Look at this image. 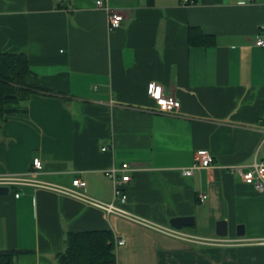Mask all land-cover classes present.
I'll return each mask as SVG.
<instances>
[{
    "label": "crops",
    "instance_id": "0c3cea01",
    "mask_svg": "<svg viewBox=\"0 0 264 264\" xmlns=\"http://www.w3.org/2000/svg\"><path fill=\"white\" fill-rule=\"evenodd\" d=\"M107 7L125 16L115 31ZM191 28L214 45L191 44ZM258 37L264 0H0V54H26L50 90L0 122V188L10 190L0 194V252H16L14 264H57L69 233L111 231L117 264H264V193L230 169L264 159ZM151 83L181 102L180 114L152 112ZM198 150L213 165L182 175ZM125 163L128 198L115 205L153 228L43 186L81 178L87 196L110 204L107 171ZM183 217L194 223L171 226Z\"/></svg>",
    "mask_w": 264,
    "mask_h": 264
},
{
    "label": "trees",
    "instance_id": "16d2710c",
    "mask_svg": "<svg viewBox=\"0 0 264 264\" xmlns=\"http://www.w3.org/2000/svg\"><path fill=\"white\" fill-rule=\"evenodd\" d=\"M191 44L210 47L214 45L213 36L205 34L200 28H191ZM39 76L32 71L30 61L24 53L0 54V122L7 115L26 113L20 105L35 94H48ZM16 252L1 251L0 264H14ZM57 264H117L114 236L111 231H89L69 233L66 250L58 254Z\"/></svg>",
    "mask_w": 264,
    "mask_h": 264
},
{
    "label": "built area",
    "instance_id": "2783aa9c",
    "mask_svg": "<svg viewBox=\"0 0 264 264\" xmlns=\"http://www.w3.org/2000/svg\"><path fill=\"white\" fill-rule=\"evenodd\" d=\"M254 1V0H248ZM186 4H194V0H184ZM98 7H105L104 2L98 1ZM108 11V28L110 31H115L122 26L125 20V16L118 10H113L110 7L106 9ZM256 46L264 48V39L258 37L256 40ZM148 95L155 102V107L152 112L159 114L178 115L181 111V102L174 96L166 93L164 86L151 83L148 86ZM260 130L264 135V116L260 125ZM104 148L103 150H106ZM214 163L212 154L207 150H198L194 155V164L190 167L182 168L181 173L184 176H193L195 170L210 168ZM33 167L35 170L42 169V161L40 159H34ZM232 172H235L241 176L244 183L253 186L260 194L264 193V159L261 161H255L254 164L248 169L244 170L241 166H232ZM133 170L131 164L125 163L119 168L112 167L107 171V175L110 177L114 184V197L113 202L106 204L87 196L82 190L86 187V182L81 178H75L72 182L73 187L64 188L52 185H43L45 188L55 191L58 194L69 196L80 200L84 204L90 207H95L103 210L106 214H117L128 220L136 222L146 227L153 228L147 220L138 216L130 214L128 211L115 205V202L120 201L122 204L127 202V194L125 193L124 186L131 180L129 173ZM4 183H19L25 181L21 178H7L3 180ZM19 196V195H17ZM205 196L202 197V200ZM166 231V230H165ZM170 235L178 236L179 238L186 239L187 235L182 233L170 231ZM118 244H124V240H118Z\"/></svg>",
    "mask_w": 264,
    "mask_h": 264
},
{
    "label": "water",
    "instance_id": "95a60500",
    "mask_svg": "<svg viewBox=\"0 0 264 264\" xmlns=\"http://www.w3.org/2000/svg\"><path fill=\"white\" fill-rule=\"evenodd\" d=\"M9 188L7 187H1L0 188V194H8L9 193ZM194 223V218L193 217H183V218H174L171 220L170 224L172 227L177 228V229H182L183 227H187L189 225H192ZM218 234L219 236L226 237L228 235V224L224 222H220L218 224ZM244 228L239 227L238 231V236L242 237L244 236Z\"/></svg>",
    "mask_w": 264,
    "mask_h": 264
}]
</instances>
